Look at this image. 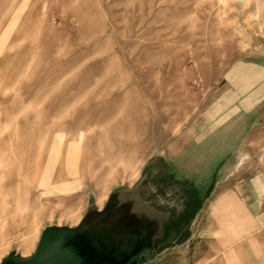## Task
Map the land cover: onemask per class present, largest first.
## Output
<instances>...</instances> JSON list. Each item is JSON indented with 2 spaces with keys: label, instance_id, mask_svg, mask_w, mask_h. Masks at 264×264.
<instances>
[{
  "label": "rangeland",
  "instance_id": "374dc122",
  "mask_svg": "<svg viewBox=\"0 0 264 264\" xmlns=\"http://www.w3.org/2000/svg\"><path fill=\"white\" fill-rule=\"evenodd\" d=\"M241 61L264 66V0H0V262L48 226L133 250L142 162ZM254 134L264 162V109Z\"/></svg>",
  "mask_w": 264,
  "mask_h": 264
},
{
  "label": "crops",
  "instance_id": "0c3cea01",
  "mask_svg": "<svg viewBox=\"0 0 264 264\" xmlns=\"http://www.w3.org/2000/svg\"><path fill=\"white\" fill-rule=\"evenodd\" d=\"M242 64L247 69L234 70L233 84L221 88L224 98L232 94L229 102L192 115L169 148L142 162L137 213L125 215L150 247L151 257L138 263L167 264L169 249L181 264H238L237 252L246 264L263 262L264 162L254 131L264 109V66Z\"/></svg>",
  "mask_w": 264,
  "mask_h": 264
},
{
  "label": "water",
  "instance_id": "95a60500",
  "mask_svg": "<svg viewBox=\"0 0 264 264\" xmlns=\"http://www.w3.org/2000/svg\"><path fill=\"white\" fill-rule=\"evenodd\" d=\"M119 222V219H117ZM49 227V226H48ZM46 227V228H48ZM44 229L35 251L28 257H22L14 252H10L1 260L0 264H89L87 262V254L82 253L75 245L76 239L81 241L89 240L88 242L94 248L93 250L101 255L107 256V261H99L92 264H136L143 257H151L150 247L144 246L143 236L139 233L137 226L136 231L134 227L123 226L127 231V236H136V242L132 251L118 252V248L112 246L109 250L104 247H99L96 240L89 237L85 233L76 234L72 237L65 236L59 240L54 229ZM86 242V241H85ZM102 250V251H101Z\"/></svg>",
  "mask_w": 264,
  "mask_h": 264
},
{
  "label": "bare ground",
  "instance_id": "6f19581e",
  "mask_svg": "<svg viewBox=\"0 0 264 264\" xmlns=\"http://www.w3.org/2000/svg\"><path fill=\"white\" fill-rule=\"evenodd\" d=\"M47 229H54L56 231V234H57L59 240H62L65 236L72 237V236H75L76 234L82 233V232H79L77 229H71V228H65V227H59V226H50ZM103 232H105V231H104V229L101 228V229H99V231L85 232V234L88 235L89 237H92L94 240H96L100 248L103 249L104 247H106L109 250L113 245L109 241L108 237L104 236ZM115 236H117V235H115ZM118 239H119V237H118ZM76 240H77V242L75 243V245L78 247V249L82 253L89 251L90 257L87 258V262L89 264H92L94 262L96 263L99 261H107L108 255L106 253H105V255H107V256L105 257V255H101V253L96 252V250L94 251L92 246H89L85 243V241L87 242L89 240L81 241L80 238H78ZM119 241H120V239H119ZM117 248H118V252L132 250V249H127V248L125 249L124 247H117ZM100 256H104V259H100Z\"/></svg>",
  "mask_w": 264,
  "mask_h": 264
},
{
  "label": "flooded vegetation",
  "instance_id": "af4514ba",
  "mask_svg": "<svg viewBox=\"0 0 264 264\" xmlns=\"http://www.w3.org/2000/svg\"><path fill=\"white\" fill-rule=\"evenodd\" d=\"M90 242V241H89ZM88 241L87 242H85L87 245H89V246H92L90 243H89ZM93 248V247H92ZM94 249V248H93ZM103 250V249H102ZM101 250V251H102ZM104 251V250H103ZM84 254H87V258H89L90 257V253H89V251H86V252H84Z\"/></svg>",
  "mask_w": 264,
  "mask_h": 264
}]
</instances>
